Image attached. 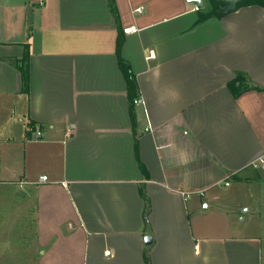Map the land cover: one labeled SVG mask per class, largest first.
<instances>
[{"label": "crops", "instance_id": "obj_1", "mask_svg": "<svg viewBox=\"0 0 264 264\" xmlns=\"http://www.w3.org/2000/svg\"><path fill=\"white\" fill-rule=\"evenodd\" d=\"M112 3L117 21L109 0H0L9 238L33 240L37 264H262L217 192L251 185L264 153V8L199 22L210 0ZM25 56L27 92L10 62Z\"/></svg>", "mask_w": 264, "mask_h": 264}, {"label": "rangeland", "instance_id": "obj_2", "mask_svg": "<svg viewBox=\"0 0 264 264\" xmlns=\"http://www.w3.org/2000/svg\"><path fill=\"white\" fill-rule=\"evenodd\" d=\"M253 170L247 174L252 182L249 186H233L230 192H217L222 199L220 204L226 207L232 215L233 234L256 233L258 234L262 246V264H264V171ZM17 203H21V198H17ZM14 197L9 196V185H0V264H37L35 245L33 240L28 239V243L23 244L21 238H9V218L14 216ZM245 207L240 209V206ZM247 209L257 211L255 217L246 213L247 219L240 221L238 214ZM19 212V211H18ZM21 215V213H18ZM206 224L218 223V218H211V213L205 214ZM222 223V222H221ZM259 224V227L256 225ZM27 250L23 252L22 248Z\"/></svg>", "mask_w": 264, "mask_h": 264}, {"label": "trees", "instance_id": "obj_3", "mask_svg": "<svg viewBox=\"0 0 264 264\" xmlns=\"http://www.w3.org/2000/svg\"><path fill=\"white\" fill-rule=\"evenodd\" d=\"M111 10L115 15V21H117L116 11L113 6L112 0H109ZM225 2L223 0H210L211 9L206 13L199 14V22L209 20L211 18H220L223 14L220 12ZM249 5H258L264 8V0H241L237 3V8L241 6H249ZM120 35L118 37V64L121 70V73L125 79L126 89H127V99L129 104L132 106L133 101L138 98L137 85L135 81V77L130 71L128 64L120 57ZM12 64L17 65L18 69L22 73L23 77V90L27 92L28 90V68H27V56H25L20 61H10ZM233 88H237L239 93L241 92L240 88L242 86V76L238 75L235 78V81L232 83Z\"/></svg>", "mask_w": 264, "mask_h": 264}, {"label": "built area", "instance_id": "obj_4", "mask_svg": "<svg viewBox=\"0 0 264 264\" xmlns=\"http://www.w3.org/2000/svg\"><path fill=\"white\" fill-rule=\"evenodd\" d=\"M198 10V8H197ZM141 9H137V12H140ZM135 31L134 28H130V29H125L124 32L125 33H129V32H133ZM142 101L140 99H135L134 100V103L135 104H139L141 103ZM40 137V133L39 132H36V138ZM249 167L255 171H259V170H262L264 171V153L258 157L257 159H255L254 161H252L250 164H249ZM47 181V177L46 176H43V177H40L39 178V182H46ZM225 185L227 186L228 183H225Z\"/></svg>", "mask_w": 264, "mask_h": 264}, {"label": "water", "instance_id": "obj_5", "mask_svg": "<svg viewBox=\"0 0 264 264\" xmlns=\"http://www.w3.org/2000/svg\"><path fill=\"white\" fill-rule=\"evenodd\" d=\"M187 1L190 3H194L198 9L203 7V0H187ZM223 1L225 2V4L220 10V12L222 14H228L235 11L237 3L241 0H223ZM150 243H151V238L149 236L145 237V244L148 245Z\"/></svg>", "mask_w": 264, "mask_h": 264}]
</instances>
